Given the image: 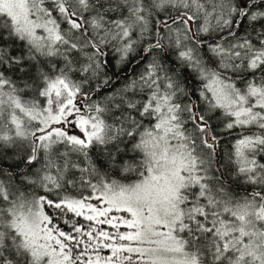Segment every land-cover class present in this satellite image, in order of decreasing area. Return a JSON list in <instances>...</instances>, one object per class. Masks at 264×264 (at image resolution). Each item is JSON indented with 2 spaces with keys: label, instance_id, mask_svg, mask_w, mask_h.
<instances>
[{
  "label": "snow or ice",
  "instance_id": "6c2138e0",
  "mask_svg": "<svg viewBox=\"0 0 264 264\" xmlns=\"http://www.w3.org/2000/svg\"><path fill=\"white\" fill-rule=\"evenodd\" d=\"M0 264H264V0H0Z\"/></svg>",
  "mask_w": 264,
  "mask_h": 264
},
{
  "label": "rangeland",
  "instance_id": "374dc122",
  "mask_svg": "<svg viewBox=\"0 0 264 264\" xmlns=\"http://www.w3.org/2000/svg\"><path fill=\"white\" fill-rule=\"evenodd\" d=\"M106 227V226H105Z\"/></svg>",
  "mask_w": 264,
  "mask_h": 264
}]
</instances>
